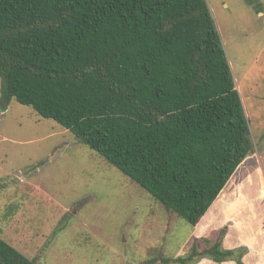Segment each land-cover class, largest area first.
<instances>
[{
  "label": "trees",
  "instance_id": "trees-1",
  "mask_svg": "<svg viewBox=\"0 0 264 264\" xmlns=\"http://www.w3.org/2000/svg\"><path fill=\"white\" fill-rule=\"evenodd\" d=\"M12 101L193 227L254 152L207 0H0V103ZM225 234L161 264H242ZM0 264L37 263L0 239Z\"/></svg>",
  "mask_w": 264,
  "mask_h": 264
},
{
  "label": "rangeland",
  "instance_id": "rangeland-1",
  "mask_svg": "<svg viewBox=\"0 0 264 264\" xmlns=\"http://www.w3.org/2000/svg\"><path fill=\"white\" fill-rule=\"evenodd\" d=\"M258 1L260 11L245 0H207L254 152L199 234L215 242L225 229V249L247 252L242 264H264V0ZM194 238L193 226L70 131L31 107L0 103V239L25 257L37 264H161L183 256Z\"/></svg>",
  "mask_w": 264,
  "mask_h": 264
},
{
  "label": "crops",
  "instance_id": "crops-1",
  "mask_svg": "<svg viewBox=\"0 0 264 264\" xmlns=\"http://www.w3.org/2000/svg\"><path fill=\"white\" fill-rule=\"evenodd\" d=\"M202 220H203V218H202ZM202 220L194 227V233L196 235V238H207V237H202V236H206V234H199L200 231L204 229L200 225V224H202L204 222V221L202 222ZM199 229H200V231H199ZM224 243H225V240H223V246H224ZM197 264H218V263L212 262L211 260L205 258V259H202ZM222 264H231V263L230 262H224Z\"/></svg>",
  "mask_w": 264,
  "mask_h": 264
},
{
  "label": "bare ground",
  "instance_id": "bare-ground-1",
  "mask_svg": "<svg viewBox=\"0 0 264 264\" xmlns=\"http://www.w3.org/2000/svg\"><path fill=\"white\" fill-rule=\"evenodd\" d=\"M237 89L239 90L238 86H237Z\"/></svg>",
  "mask_w": 264,
  "mask_h": 264
}]
</instances>
